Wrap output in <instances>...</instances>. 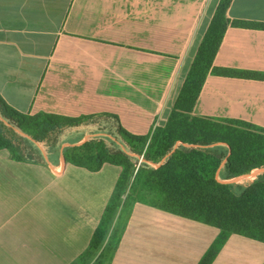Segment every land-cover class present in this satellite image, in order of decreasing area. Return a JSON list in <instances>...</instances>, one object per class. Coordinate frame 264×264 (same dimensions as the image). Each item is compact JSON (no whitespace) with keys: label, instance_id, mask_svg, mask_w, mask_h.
<instances>
[{"label":"crops","instance_id":"1","mask_svg":"<svg viewBox=\"0 0 264 264\" xmlns=\"http://www.w3.org/2000/svg\"><path fill=\"white\" fill-rule=\"evenodd\" d=\"M218 3L0 0V98L31 115L109 113L147 135L166 124ZM227 17L264 22V0H232ZM213 64L264 72V29L229 24ZM192 114L264 128V80L209 73ZM120 172L110 163L90 171L63 154L55 164L15 161L0 149V264H76ZM217 233L135 202L109 264H198ZM263 263L264 243L238 234L211 262Z\"/></svg>","mask_w":264,"mask_h":264},{"label":"trees","instance_id":"2","mask_svg":"<svg viewBox=\"0 0 264 264\" xmlns=\"http://www.w3.org/2000/svg\"><path fill=\"white\" fill-rule=\"evenodd\" d=\"M231 1L219 0L166 124L147 135L128 132L109 113L78 118L45 112L31 115L0 98V149H6L11 159L55 164L63 154L68 163L90 171L104 163L121 167L115 193L78 258L81 264L101 248L120 209L121 220L97 256L110 263L135 202L216 227L218 234L198 264H211L232 234L264 243V171L252 180L219 181L264 167V128L192 114L209 73L264 80L261 71L213 64L229 24L264 29V22L230 20Z\"/></svg>","mask_w":264,"mask_h":264},{"label":"rangeland","instance_id":"3","mask_svg":"<svg viewBox=\"0 0 264 264\" xmlns=\"http://www.w3.org/2000/svg\"><path fill=\"white\" fill-rule=\"evenodd\" d=\"M264 170V167L263 168H258V169H254L253 172L251 171L249 174L251 173H255L256 172V175L257 173H259L260 171H263ZM249 174H244L242 175L241 177H238V178H235V179H231L233 180L234 182H239L240 180H244V179H248V175ZM245 177V178H244ZM227 181V180H225ZM121 219H117L116 221V226L117 224H119ZM115 226V225H114ZM218 234V233H217ZM228 240V239H227ZM226 243V242H225ZM224 246V245H223ZM101 249V248H100ZM98 250V252L94 255L93 258H91L90 260H87V263L86 264H106V257H101V258H97L99 252H101V250ZM222 249V248H221ZM76 264H81L80 261H78Z\"/></svg>","mask_w":264,"mask_h":264}]
</instances>
